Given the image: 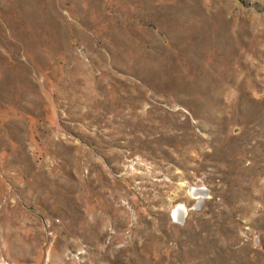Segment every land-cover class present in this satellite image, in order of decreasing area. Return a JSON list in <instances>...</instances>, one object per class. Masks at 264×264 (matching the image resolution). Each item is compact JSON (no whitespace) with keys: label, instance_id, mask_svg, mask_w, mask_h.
Here are the masks:
<instances>
[{"label":"rangeland","instance_id":"rangeland-1","mask_svg":"<svg viewBox=\"0 0 264 264\" xmlns=\"http://www.w3.org/2000/svg\"><path fill=\"white\" fill-rule=\"evenodd\" d=\"M0 264H264V0H0Z\"/></svg>","mask_w":264,"mask_h":264},{"label":"built area","instance_id":"built-area-1","mask_svg":"<svg viewBox=\"0 0 264 264\" xmlns=\"http://www.w3.org/2000/svg\"><path fill=\"white\" fill-rule=\"evenodd\" d=\"M194 192H199V191H202L203 190V187H195L193 188Z\"/></svg>","mask_w":264,"mask_h":264},{"label":"bare ground","instance_id":"bare-ground-1","mask_svg":"<svg viewBox=\"0 0 264 264\" xmlns=\"http://www.w3.org/2000/svg\"><path fill=\"white\" fill-rule=\"evenodd\" d=\"M175 211H177V210H175Z\"/></svg>","mask_w":264,"mask_h":264}]
</instances>
